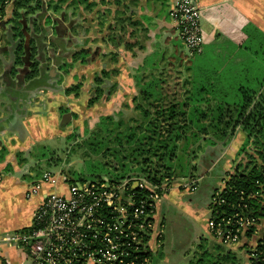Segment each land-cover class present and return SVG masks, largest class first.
<instances>
[{
  "label": "crops",
  "instance_id": "crops-1",
  "mask_svg": "<svg viewBox=\"0 0 264 264\" xmlns=\"http://www.w3.org/2000/svg\"><path fill=\"white\" fill-rule=\"evenodd\" d=\"M7 1L0 10V23H4V26L0 27V237L29 227L42 196L47 192L55 191L60 185L59 183L57 185L41 184L35 194L26 196L30 186L40 181L35 180L29 183L24 181L28 173L27 161L33 156V152L38 151L37 149L46 141L57 137V134L64 139L63 118L60 126L57 125V113L62 117L61 113L64 110L60 106L64 108L66 104L75 102L72 89L65 90L64 86L56 92V100H45L43 97L40 99L39 93L53 90L49 80L56 79L54 75L57 76L59 73L62 76L71 74L72 71L67 63L72 62L76 57L82 59L87 54L88 64L96 62L97 59L104 60L101 70L103 75L110 77L106 81V91L112 97L116 92L124 89L122 83L118 82V78L126 74L128 67L125 64L128 60H134L136 63L135 74H137V71L143 70L145 66L149 67L145 65V62L154 61L163 53L161 52L163 50L165 53L170 50L168 48L170 44L165 40L168 34H176L177 39L180 40L169 16L172 0H87L89 5L87 9L79 8V15L85 17L69 23L62 19L51 23L48 17L49 22L46 20L39 22L33 18L32 14H29V18L23 16L25 11L17 10L14 0ZM42 1L44 6L42 13L45 15L51 7L46 5L45 0ZM197 3L204 38L202 52L208 49V61H211L213 56L228 54L223 50L226 48L231 49V59L239 65L243 64L245 59L250 60V57L244 58L245 54L256 59L254 50L242 52L244 55L239 53L241 51H237L241 43L252 47L258 43L259 51L264 55V0H197ZM85 10H87V16ZM16 12L23 16L20 20L27 18L32 24L35 22L37 29L38 27L40 29V34L36 33L37 30L35 31V26L32 25L31 29L29 26L26 30L24 29L21 37L19 31L16 36L15 26L18 22L15 18ZM9 23L13 26L7 27ZM70 26L77 30L70 32L68 30ZM48 28L53 29L50 30L52 33H48ZM84 28H87V32ZM27 31L31 34L26 35ZM161 36L165 38L164 44H161L163 41ZM18 37L21 38L24 47L35 45L46 52L45 67L41 65L36 78H32L33 81L28 77L29 72L21 79L16 75L21 67L18 60L21 53L11 58L9 54L8 57L5 55L4 39H7L8 43ZM68 44H71L70 49L65 47ZM171 51L174 56L173 45ZM49 52L50 61L53 60L51 68L47 65L48 55L46 54ZM251 52H254L253 55L250 54ZM117 62L121 65L120 67ZM259 65L263 71L264 63ZM254 70V62H249L247 66L238 70L237 74L242 78L250 79L255 74ZM219 71H222V68ZM184 75L191 77L189 72H184ZM223 81L215 83L223 85ZM186 85H190L189 82L185 83V87ZM210 98L211 103L214 102L215 99ZM242 133L244 140L245 133L243 131ZM214 190H211L210 197ZM163 198L164 195L159 204L157 203L158 212L157 208L156 212L157 221L162 219L160 223L165 227V213L168 211H163L164 206L160 205L161 200L166 201ZM20 257L24 259L16 245L0 243V264H17Z\"/></svg>",
  "mask_w": 264,
  "mask_h": 264
},
{
  "label": "trees",
  "instance_id": "trees-1",
  "mask_svg": "<svg viewBox=\"0 0 264 264\" xmlns=\"http://www.w3.org/2000/svg\"><path fill=\"white\" fill-rule=\"evenodd\" d=\"M5 1L7 0H0V10ZM30 1L33 3L28 4ZM82 1H86L87 7L89 6L87 0ZM14 3L17 10L25 11L23 16L32 14L35 20L39 22L43 20L42 0H14ZM53 10H56V7ZM23 16L18 12L15 13L16 19ZM45 20L49 22L47 17ZM223 50L228 54L213 56L211 61H208V49L202 52V47L200 52L189 55L190 58L199 55L200 57L192 66L183 65V72H189L191 75L190 80L180 81L181 77H176L177 88H171L172 94L169 93L170 87L164 78L166 76L164 71L150 77L137 75L135 81L139 84H137L139 96L144 102V105L137 107L141 111L142 120L134 125L122 127L121 122H116L114 116L102 117L97 123L99 132L91 133L85 144L94 146L95 151H104L105 155L109 151L111 155L120 156V151H125L122 160L137 164L138 169L118 174L98 170V163L88 165V168L92 169L93 180L102 178L120 180L135 175L155 184L166 180L170 185L173 180L171 175L177 169L173 163L178 160L176 151L188 136L196 135L192 130L197 128L200 132L206 129L213 131L212 135L220 138L221 142L239 128L246 136L241 149L246 154V161L243 164L237 163L233 171L223 179L222 188L213 191L208 206L209 219L215 224H221L223 228L232 229H234L232 225H226V220L229 218L231 222L238 219L252 220L245 231L247 239L252 237L255 239V246L246 250L248 264H264V225L260 233H254L264 221V88H262L264 69L262 71L261 66L256 62L260 53L259 46L257 51L255 46L242 43L238 45L237 51H241L239 53L254 50L256 57L253 59L251 55L243 54L244 58L250 57V60L245 59L241 65L233 62L232 53L227 48ZM254 52L250 54L253 55ZM174 59L176 60V57ZM161 60L164 65L165 57ZM249 62H254L255 67L254 78H250L251 80L237 74V71L247 66ZM156 63L155 60L147 61L145 65L156 66ZM221 68L222 71H219ZM256 71H258L257 75L263 73L261 80L257 79ZM221 80H224L223 85L215 83ZM249 80L260 82L258 84L261 88L255 89V85V88L243 85ZM187 82L190 86L184 89ZM209 96L215 99L214 102L211 103ZM90 100L89 103L92 102V99ZM206 120H209L208 123H204ZM111 125L114 126L110 127ZM107 135L111 145L106 141ZM112 168L116 170L113 164ZM170 169L173 170L171 173L168 171ZM161 170L168 173L162 175ZM63 174L69 181H75L70 178L68 172ZM93 180H79V182ZM209 235L211 237L212 233L209 232ZM202 239L200 238L201 241L197 244L198 256L189 264H239L231 245L218 239H211L212 241L206 244ZM139 256L140 260L148 257L150 262L152 261L147 249L139 253Z\"/></svg>",
  "mask_w": 264,
  "mask_h": 264
},
{
  "label": "rangeland",
  "instance_id": "rangeland-1",
  "mask_svg": "<svg viewBox=\"0 0 264 264\" xmlns=\"http://www.w3.org/2000/svg\"><path fill=\"white\" fill-rule=\"evenodd\" d=\"M45 1L46 5L51 7V10H48V12L43 15V20L48 17L51 23L59 19L69 23L75 19L80 20L85 17L79 15V8L85 7V9H87L86 1ZM32 3L33 1H30L28 4ZM53 7H56V11L53 10ZM85 14L87 16V10H85ZM25 16L29 18V14ZM24 20L26 22L22 25L27 26V18ZM8 25L13 26L12 23L7 24V27ZM84 29V31L87 32V28ZM50 30L53 29L48 28V33H52ZM68 30L73 32L77 29L70 26ZM18 31H20V27L19 30L18 28L16 30V36H18ZM54 33L55 32H53V34ZM25 34L30 35L31 33L27 31ZM174 35L176 34L170 33L166 39L161 36L163 39L161 44L165 43L164 39L170 44L168 47L170 49L169 51H166V53L164 50L161 51L165 53V55L161 53L163 54L162 58L165 57L163 62L165 66L162 64L160 54L159 57L155 58V62H157L156 66L150 65V67H145L144 70L140 69L137 71L138 75L143 74L146 77H150V75L153 74L158 75V72L164 71L166 75L164 78L167 85L170 87L169 93L172 92L171 88H177V83H175L176 77H181L180 81L190 79V77L184 75L183 65L192 66L200 57L199 55L190 58L187 49L181 44L180 40L177 39V35ZM256 40L258 41L259 38L257 37ZM3 44V46L8 49V52H13L14 50L20 52L25 49L24 44L20 45L21 47L19 48L12 47V44L7 43V39H4ZM172 45L175 49L174 53L176 60L171 53L173 51H171ZM65 47L70 49L71 44L65 45ZM255 47L258 51L257 44H255ZM7 49L4 51H7ZM228 51H231V49L229 48ZM7 54L8 53H5L6 57H8ZM48 56L47 65L48 68H51L50 65L52 62L50 61V52ZM87 57V54H85L84 59L76 57L72 62L69 61L67 64L70 66L72 71L71 74L62 76V74L59 73L57 76L54 75L57 78L49 80L53 85V90H51V92L49 90V92L44 91L38 94L40 99L43 97L45 100H56V92L60 91L59 89L64 86L65 90L72 89L75 102H72L70 105L66 104L64 108L60 106L64 110L63 113H61L62 117L57 113V125L60 126V121H62L63 118L64 139L57 134V137L46 141V143L37 149L38 151L33 152V156L27 161L28 173L24 178V181L27 183L35 180L39 181L42 179V176L47 173L56 176L60 173L63 174L67 172L70 174V178L75 181L93 180L94 177L91 175L92 169L90 170L88 165H95L96 163H98V170H106L109 171V173L120 174L123 171H134L138 169L137 164L122 160V157L125 156L123 155L125 151H120V156H116L115 154L111 155L109 151L105 155L104 151H95L94 146H90L88 143L85 144V141L91 133L99 132L97 123L102 117L108 115L114 116L115 121L121 122L122 127L134 125L142 120L141 111L137 107L142 104L144 105V102L141 101L139 96V84L135 81L137 75L135 74L136 63L134 60H128L127 64H125L126 67H128L126 72L127 75L124 74L122 77L119 76L118 78V82L120 81L122 83L124 89L121 92H116L114 96L112 95V97H110L109 92L106 91V81L110 79V77L103 75L101 70L103 69L104 60L97 59L96 62L88 64ZM256 62L257 64L261 63L263 65L264 55L262 52L258 54ZM117 65H119V67L121 66L119 62H117ZM257 72L258 71H256V77L261 80L264 75L263 77V73L257 75ZM48 76L50 78V73H48ZM97 79L99 80L97 81ZM250 80L246 82L247 84L243 85L253 86L254 88L256 86L255 89L261 88L258 84L260 82L255 83L254 80H252V82H250ZM135 86L138 87L135 88ZM189 86L190 85H186V87ZM175 97L179 98L177 96ZM90 99H92L91 103H89V101H91ZM145 107L147 106L145 105ZM206 121L204 123H208L209 120ZM113 126L111 125L110 127ZM192 131L195 132L196 135L194 137L188 136L185 141L180 143L179 149L176 151L178 160L176 159L173 163L177 169H175V173L171 175L173 180L170 184V190L164 194L163 199H166V201L161 200L160 202V205L164 206L163 211H168L165 213L166 226H163V240H159V245L153 243V240L149 241L147 250L152 256V261H149V264H189L190 261L198 256L197 244L201 241L199 239L203 238L202 241L206 244L212 239L209 233H207L209 229L208 220L210 211L208 206L210 204L211 190L222 188L223 179H226L227 175L233 171L236 164H243L246 161V154L241 151L242 144L246 139L243 140V133L239 128L232 131L226 140L221 142L219 141L220 138L212 135L213 131L210 132L206 129L200 132L197 128ZM101 134L104 135L103 133ZM109 140V136L107 135L106 141L111 145ZM110 152L116 153L117 151ZM113 155H115L116 158H114ZM112 164L116 166V170H113ZM168 171L171 173L173 170L170 169ZM167 173L168 172L161 170L162 175H166ZM189 181L196 182L195 189L190 190L180 187V185ZM161 220L159 219V221L156 222L155 229L152 233L153 237H157L159 234V224ZM263 225L264 221L258 226V233H260ZM245 241L246 240L243 239L234 244V246H231V249L235 251L238 257L239 264H248L246 250L254 245L253 238L247 240V244H245ZM162 242L164 243L163 245ZM29 261V257L24 259L20 257L17 264H29Z\"/></svg>",
  "mask_w": 264,
  "mask_h": 264
},
{
  "label": "built area",
  "instance_id": "built-area-1",
  "mask_svg": "<svg viewBox=\"0 0 264 264\" xmlns=\"http://www.w3.org/2000/svg\"><path fill=\"white\" fill-rule=\"evenodd\" d=\"M169 16L188 55L200 52L204 39L197 0H172ZM45 183L60 185L42 196L29 227L1 236L0 243L16 245L24 258H30L29 264L149 263L148 257L140 260L139 253L147 249L150 240L159 245L162 238L161 223L158 236L152 233L158 222L157 203L171 187L166 180L155 184L133 175L81 183L69 181L62 173H47L30 186L26 196L35 194ZM180 187L193 190L196 182H185ZM251 222H231L229 218L226 225H232V229L209 219L208 233L228 245L243 239L247 244L253 238L245 236ZM254 233H258L257 228ZM253 243L248 249L255 246V239Z\"/></svg>",
  "mask_w": 264,
  "mask_h": 264
},
{
  "label": "flooded vegetation",
  "instance_id": "flooded-vegetation-1",
  "mask_svg": "<svg viewBox=\"0 0 264 264\" xmlns=\"http://www.w3.org/2000/svg\"><path fill=\"white\" fill-rule=\"evenodd\" d=\"M25 22H26L25 20L23 21V20L18 19V22H17V24L15 26V28H18V30H19V27H20V31H19V33H20L19 36L20 37L22 36V34L24 32V29L26 30L28 28V26H29V29H31L32 25L35 26L34 27L35 31L37 30L36 33L40 34L39 33L40 29L38 31V29H37V27L35 25V22H33L34 24H32L31 21H28L27 22V26L25 25L22 28V24H24ZM8 44H12L13 45L12 47H17V48L21 47L20 45H23L22 41H21V38H19V37L16 40L14 39V40L9 41ZM31 46H33V45H31ZM34 46L33 47L25 46L24 51H20V52H18L17 50H14L13 52H8V49L4 48V50L7 49V51H5V53H8L10 55V58L11 57H17L18 53H21L20 57L18 56V60L21 63V67L19 68L18 73L16 74L17 77L20 78V79L22 78V76H24V74H25V76H27L28 72H29L28 77L31 78V81H33L34 77L36 78L37 73L39 72V68H41V65H43L45 67V60H46L45 53L46 52L45 51L43 52L41 47H39V46L38 47L35 46V49H33ZM24 53H26V55ZM46 55H48V53ZM29 59H30V61H29ZM51 61H53V60H51ZM27 65H28V67H27Z\"/></svg>",
  "mask_w": 264,
  "mask_h": 264
},
{
  "label": "water",
  "instance_id": "water-1",
  "mask_svg": "<svg viewBox=\"0 0 264 264\" xmlns=\"http://www.w3.org/2000/svg\"><path fill=\"white\" fill-rule=\"evenodd\" d=\"M34 17H35V16H34ZM3 26H4V23H3V24L0 23V27H3ZM26 37H27V36H26Z\"/></svg>",
  "mask_w": 264,
  "mask_h": 264
}]
</instances>
